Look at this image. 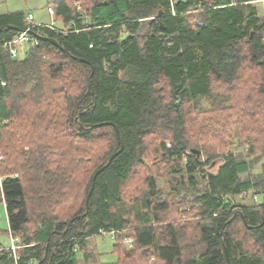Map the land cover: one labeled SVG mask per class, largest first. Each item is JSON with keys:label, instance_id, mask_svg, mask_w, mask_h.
Listing matches in <instances>:
<instances>
[{"label": "trees", "instance_id": "trees-1", "mask_svg": "<svg viewBox=\"0 0 264 264\" xmlns=\"http://www.w3.org/2000/svg\"><path fill=\"white\" fill-rule=\"evenodd\" d=\"M54 11L23 56L0 48V199L20 238L0 264H264V203L235 200L264 197V0ZM28 14H0V43Z\"/></svg>", "mask_w": 264, "mask_h": 264}, {"label": "rangeland", "instance_id": "rangeland-1", "mask_svg": "<svg viewBox=\"0 0 264 264\" xmlns=\"http://www.w3.org/2000/svg\"><path fill=\"white\" fill-rule=\"evenodd\" d=\"M54 4V2L52 3V0H0V13L1 12H6L8 10H13V9H24L26 11H32L33 15H35L36 20L38 21H43L45 23H51V22H55L54 25H58L60 26L61 24H58V21L55 18V15L52 16L49 14L48 9H47V5L48 4ZM57 21V22H56ZM27 46V43L23 44V51L25 50V47ZM22 51V49H21ZM20 51V52H21ZM24 52H21L19 55L23 56ZM0 155H3L2 153H0ZM215 169V168H214ZM261 170V162L256 164L253 168V172H259ZM262 195L261 194H257V198L255 199L254 194L252 195V193H248L246 196H244L243 194H239L235 196V200L237 201H241V202H245V203H250L253 200H256L257 202H259L262 199ZM3 205L0 202V225H6V216L5 211L4 213L2 212L3 210ZM126 238V237H125ZM9 239V237H7V235L5 233H0V240L1 242H6ZM93 240V239H92ZM95 241L99 247V249L104 252V254L102 255V260H113L115 259V254H113L111 252L112 249V243L114 241L113 237L111 236V234H104V236L102 235H98L95 238ZM126 245L130 246V244H128V242H126Z\"/></svg>", "mask_w": 264, "mask_h": 264}, {"label": "built area", "instance_id": "built-area-1", "mask_svg": "<svg viewBox=\"0 0 264 264\" xmlns=\"http://www.w3.org/2000/svg\"><path fill=\"white\" fill-rule=\"evenodd\" d=\"M49 12L51 13L52 16H54V7L50 6L48 8ZM34 15L32 13H29L26 17V25L23 30H21L13 39L10 40H4L0 43V48H3L5 50H8L13 57L17 56L20 54L21 47L25 43H30V44H38L39 43V38L33 34V29L41 25V23H36L34 20ZM55 22H51L49 24L50 27L55 28ZM1 157V156H0ZM255 199L257 198V194H254ZM256 201V200H255ZM257 202V201H256ZM259 202L264 203V197ZM19 237H14L11 236V245L9 246L10 249L13 251V256L16 259V249L20 246L19 245ZM126 242L128 244H132L133 239L131 237H126L125 238ZM15 264H18L17 261Z\"/></svg>", "mask_w": 264, "mask_h": 264}, {"label": "crops", "instance_id": "crops-1", "mask_svg": "<svg viewBox=\"0 0 264 264\" xmlns=\"http://www.w3.org/2000/svg\"><path fill=\"white\" fill-rule=\"evenodd\" d=\"M55 0H52V3L54 2ZM50 6H52V7H54V4L52 5L51 3L50 4H48L47 5V9L50 7ZM19 10H24V9H20V8H18V9H13V10H8V11H6V12H1L0 14H5V13H10V12H14V11H19ZM24 11H26V10H24ZM27 13H32V11H26ZM48 12H49V10H48ZM33 14V13H32ZM49 14L51 15V13L49 12ZM54 15H55V12H54ZM33 20L36 22V23H41V24H47V25H49L50 23H45V22H43V21H37L36 20V17H35V15H34V18H33ZM58 21V24H61L62 25V23L59 21V20H57ZM56 21V22H57ZM60 25V26H61ZM60 26H58V25H55V27H60ZM0 184H1V176H0ZM0 202H1V204L3 205V210H2V212L4 213V211H5V218H6V225H0V233H5L6 235H7V237H9V239L11 240V237H10V233H9V222H8V218H7V213H6V206H5V203H4V201L3 200H1L0 199ZM9 235V236H8ZM9 239L7 240V241H9ZM1 241V240H0ZM6 241V242H7Z\"/></svg>", "mask_w": 264, "mask_h": 264}, {"label": "water", "instance_id": "water-1", "mask_svg": "<svg viewBox=\"0 0 264 264\" xmlns=\"http://www.w3.org/2000/svg\"><path fill=\"white\" fill-rule=\"evenodd\" d=\"M112 157L109 159L108 163L105 165L107 166L109 164V162L111 161ZM228 203V201L226 202V204Z\"/></svg>", "mask_w": 264, "mask_h": 264}]
</instances>
